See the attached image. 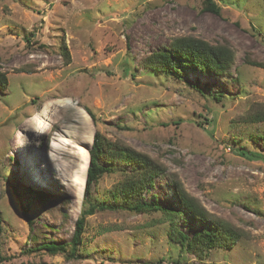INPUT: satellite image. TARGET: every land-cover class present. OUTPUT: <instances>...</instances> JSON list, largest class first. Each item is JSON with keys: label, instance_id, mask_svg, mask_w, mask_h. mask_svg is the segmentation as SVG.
Wrapping results in <instances>:
<instances>
[{"label": "rangeland", "instance_id": "obj_1", "mask_svg": "<svg viewBox=\"0 0 264 264\" xmlns=\"http://www.w3.org/2000/svg\"><path fill=\"white\" fill-rule=\"evenodd\" d=\"M214 1L219 16L202 11V0H0V264H264V146L250 138L264 134V123L237 122L264 105V67L251 65L264 66V0ZM184 36L226 43L228 75L177 80L140 66ZM43 107L40 133L29 123ZM95 133L161 165L141 201L176 208L177 179L247 237L198 259L172 239L202 229L188 216L172 226L160 212L97 211L84 218L78 255L69 257L84 188L72 178ZM120 180L105 175L91 192L103 200ZM45 242L66 251H36Z\"/></svg>", "mask_w": 264, "mask_h": 264}, {"label": "trees", "instance_id": "obj_2", "mask_svg": "<svg viewBox=\"0 0 264 264\" xmlns=\"http://www.w3.org/2000/svg\"><path fill=\"white\" fill-rule=\"evenodd\" d=\"M202 11L219 16L220 6L214 0H202ZM60 51L64 65L69 64V53L64 45ZM233 61V52L226 43L213 45L194 36H184L171 39L167 47L145 57L140 62V66L179 80L187 72L216 77L228 75V70ZM251 65L264 67L256 62H251ZM6 84L4 73H0V91L5 88ZM86 113L93 120V115L87 110ZM237 122L241 124L264 123V105L251 106L237 118ZM250 138L264 146V134L261 136L252 135ZM87 155L88 164L82 194V210L76 221V229L69 245V257L76 258L78 255L84 218L97 211L122 209L135 214L160 212L163 217L161 223H168L172 226L188 216L199 222L202 229L190 237L177 232L174 237L172 236V239L188 255L198 259L205 258L213 249H231L242 238L247 237V234L237 226L207 212L193 197L186 193L177 179L172 178L171 180L172 196L176 208L141 201L142 195L153 185L155 177L164 174L161 165L154 162L146 154L125 144L111 142L99 133H95L92 136ZM241 155L247 156L245 153H241ZM250 156L255 160L262 159L261 154L251 153ZM112 173H118L121 176L120 182L115 186V190L110 193V197L105 196L103 200H98L91 192L92 187L97 186L98 181L103 176ZM22 211L26 221L32 226L33 222L28 218L26 211ZM32 239L37 242L38 235L33 234ZM36 251L56 255L65 253L66 247L65 245L45 242L40 244Z\"/></svg>", "mask_w": 264, "mask_h": 264}, {"label": "bare ground", "instance_id": "obj_3", "mask_svg": "<svg viewBox=\"0 0 264 264\" xmlns=\"http://www.w3.org/2000/svg\"><path fill=\"white\" fill-rule=\"evenodd\" d=\"M47 114H48V112L46 111L45 107L40 109L38 117L34 118L32 120V122L29 123L30 128H32V130H36V131H38L40 133L41 132H45L46 123H44V120H48V118H46ZM19 140L20 141H19V143L17 145L18 148H20V147H22L24 145V141H23L21 135H20ZM53 146H54V148H56L55 145H53ZM77 159H78V162H77L76 167H75V173H74V176L72 178V182L76 183L78 185L77 190L78 189L80 190V189L83 188V185H84L83 176L85 174L87 163H88V155H87L86 151H83L82 149H79L78 158Z\"/></svg>", "mask_w": 264, "mask_h": 264}]
</instances>
